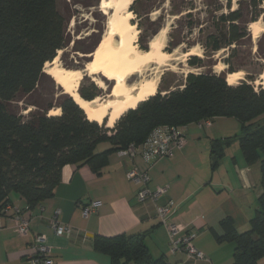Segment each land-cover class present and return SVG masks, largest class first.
Segmentation results:
<instances>
[{
  "label": "trees",
  "instance_id": "16d2710c",
  "mask_svg": "<svg viewBox=\"0 0 264 264\" xmlns=\"http://www.w3.org/2000/svg\"><path fill=\"white\" fill-rule=\"evenodd\" d=\"M58 1L0 0V212L7 204L20 206L11 200L12 194L29 208L51 197L65 165H87L99 174L110 153L141 144L157 126L233 117L240 123V131L233 137L212 141V166L222 159L225 148L237 141L247 165H257L261 193L249 229L238 232L226 218L222 222L224 233L216 239L233 243L232 264L264 262V87L253 84L260 71L246 70L245 77L234 84L226 78L243 68L244 61L253 54L264 60V32L257 37L252 53L249 29L251 23L264 17V0H238L235 8L231 0L225 4L221 0H202L204 16L194 0H132L129 11L139 29V49L147 51L149 42L161 30L168 1L174 18L166 51L182 44L190 48L193 44L189 41L197 31L200 40L204 39L203 57L191 55L187 62L206 70L187 73L181 87L164 92L157 89L124 112L111 128L105 126V119L104 124L88 119L74 99L44 72L45 64L71 41L82 45L74 51L93 54L105 30L106 16L102 14L96 30L73 39L67 27L74 8L90 10L97 18L101 14L100 0H63V10ZM156 11L160 13L152 18ZM221 49L228 50L222 59L226 68L215 72L213 57ZM60 58L67 69H84L90 61L83 57L81 65H70L65 51ZM94 88L79 87L78 93L91 101L96 98ZM101 142H108L110 147L96 152ZM93 244L110 257L112 264H169L164 257L150 254L141 233L96 235Z\"/></svg>",
  "mask_w": 264,
  "mask_h": 264
},
{
  "label": "crops",
  "instance_id": "0c3cea01",
  "mask_svg": "<svg viewBox=\"0 0 264 264\" xmlns=\"http://www.w3.org/2000/svg\"><path fill=\"white\" fill-rule=\"evenodd\" d=\"M180 129L186 137L185 145L150 165L139 156L131 159L118 151L108 155L99 174L87 165H65L54 194L29 208L26 235L13 230L11 211L0 214V264H30L28 257L36 234L47 237L53 264H112L106 253L95 249L94 237L138 233L144 235L150 254L164 257L169 264H232L233 243L218 242L216 236L224 233L222 222L226 218L238 232L247 226L251 217L247 218L249 214L243 207L249 193L255 194L257 204L258 173L254 174L255 167L247 165L237 141L225 148L214 168L210 148L214 139L236 133L239 123L233 117H215L209 125L192 122ZM109 147L108 142H101L95 151ZM228 159L237 168L236 183L232 181ZM133 166L148 173L150 191L164 188L156 204L169 202V221L197 232L192 243L209 262H194L181 251H170L168 233L156 215V204L148 198L138 201L137 187L126 176ZM11 200L25 207L18 195L12 194ZM92 201L99 205L83 216V208ZM53 219L68 224L73 232L56 235Z\"/></svg>",
  "mask_w": 264,
  "mask_h": 264
},
{
  "label": "rangeland",
  "instance_id": "374dc122",
  "mask_svg": "<svg viewBox=\"0 0 264 264\" xmlns=\"http://www.w3.org/2000/svg\"><path fill=\"white\" fill-rule=\"evenodd\" d=\"M101 1L102 0H100V2H99V10H100L99 13H101V14H99V16L97 18L93 14H91L90 10H86L85 8H82L80 6H77L74 8L73 15L69 19V23H68V27H67V31H69V33L72 35L73 39L74 38L75 39L82 38L83 36L88 35L91 31L96 30L98 25H100V23L102 22V16H101L102 14H105V16H106L105 30H104L102 37H104L106 35V23H107V19H108L109 15L112 13V10L106 9V11H103L101 9ZM194 1H195V5L199 9V11H198L199 14L201 16H204L206 9L202 5V0H194ZM209 1H214V0H209ZM221 1L224 4L226 3V0H221ZM237 1L238 0H231L233 8H235L237 6ZM58 6L61 10L65 9V2L63 0H59ZM262 7L264 8V4L262 5ZM159 13H160V11L153 12L151 14V17L155 18ZM132 16L133 17L131 18L130 23L135 25V27L139 33V29H138V26L135 22V17H134L133 13H132ZM164 16H165V20H164L163 26H162L161 30L159 31V33L155 36L156 37L155 43H157L156 45L158 47H160L161 49H163L164 52L170 53L171 58L169 60H167L165 62V65H163V66H158L157 64H151V66H148L142 72L141 75L137 74V75L131 76L128 79L127 84L136 85L139 82H141L142 80H149L151 78H156L157 79V89L162 90V92H164V90H168L170 88L175 89V88L181 87L184 84V80H185L187 73L199 72V71H205L206 70V68L204 66L195 67V65L194 66L190 65L187 62L188 57L191 55L203 57V50H202L201 45L203 44L204 39L202 38V40H200L197 31H194L193 36L191 37V39L189 41V43L193 44L190 48L187 49L186 48L187 45L182 44L178 48L172 49L171 52L166 51L168 49V46H167L168 31L170 29V24L174 18L171 15V11L169 8V2L168 1H166L164 4ZM133 22H135V23H133ZM249 29L252 33V41H253L252 53H254L255 49H256L255 46H256L257 37L262 32H264V17L260 16L256 20V22L251 23L249 26ZM112 39H113V41L116 42L118 40V37L115 36ZM135 46L137 48L139 47L138 34H137V38L135 41ZM81 47H82L81 43H78L75 45L71 41V43L69 44V46L67 48H65V49H63L57 53V57L54 59L55 64L59 67H63V62L60 58L63 51L66 52V58H65L66 63H68L70 65H77V66L81 65L83 62L82 59H84V58L90 59L89 62H91L93 60L92 54H82L79 51L73 50V49H81ZM184 49H187L188 51L184 52ZM227 52H228L227 49H221L216 54H214V57H213L214 60L213 61L215 62V64L213 65V70L215 72H220L226 68V65L224 64L222 59L227 56ZM210 61L211 60H209V62ZM52 62H49L44 66V71L46 73H48L47 70H49V68H51L53 66ZM87 64L88 63H86L84 65V69L80 68V67L78 69H76V70H81V71L83 70V73H82L81 78L79 80L78 88L82 87V88L88 90V89H91V86L95 87L94 89H95V93H96V98H95L96 101H95V103L92 104V106H95L96 103H100L101 101L109 98V94H110L111 88L114 84V80L107 79L106 77H104L103 75H101L98 72L88 73V72L84 71L87 67ZM243 65H244L243 68H241L237 71V72H239V74L236 78L233 79V84L236 83L239 79H242L245 77L246 70H249L251 72L260 71V73L256 76V79H255L253 84L255 86L262 85L264 87V60L256 59L254 57V54H253L250 56V58L248 60L244 61ZM155 69H157L158 72L152 73ZM85 75H86V78H84ZM228 75L229 74H227L226 78L228 77ZM54 81L64 89V87L60 83H58L55 79H54ZM95 81H101V86H99ZM52 113L57 114L58 111H52ZM100 124H104L103 121ZM105 126H106V118H105ZM108 128H111V127H108ZM239 131H240V123H239V130L236 133H231L230 135H226V136H223L221 138H225V137H229V136L233 137L236 134H238ZM228 161H230L229 166H230V170H231L232 181L234 183H236L238 181L237 168L230 159H228ZM239 162L241 163L242 159L239 160ZM252 166L255 167L254 168L255 169L254 174H257L258 173V172H256L257 171L256 170L257 165L254 164ZM248 198L249 199L245 201V206L243 207V209L246 210V212H245L246 215L249 214V217H247V218H250V217H253L255 210H256V207H257V204H256V196L254 193H249ZM248 229H249V221H248L247 226L243 229V231L248 230ZM261 264H264V262H262Z\"/></svg>",
  "mask_w": 264,
  "mask_h": 264
},
{
  "label": "bare ground",
  "instance_id": "6f19581e",
  "mask_svg": "<svg viewBox=\"0 0 264 264\" xmlns=\"http://www.w3.org/2000/svg\"><path fill=\"white\" fill-rule=\"evenodd\" d=\"M131 3L132 0L101 1V9L103 11L111 9L112 13L110 12L107 19L106 35L93 52V60L84 70L88 73L98 72L107 79L114 80L108 99L92 106L96 99L87 101L80 97L78 85L83 70L59 67L55 60L52 62L53 66L47 70L84 110L88 119L101 123L106 118L107 127H112L124 112L135 108L139 102L156 93V78L142 80L136 85L127 84L128 79L133 75H141L151 64L163 66L171 58L170 53L164 52L156 45V37L149 42L147 51L135 46L138 31L135 25L130 23L133 16L128 7ZM115 36L118 37L116 42L112 39ZM156 72L157 69L152 73ZM238 74L239 72L229 74L228 83L233 84V79ZM95 82L101 86V81Z\"/></svg>",
  "mask_w": 264,
  "mask_h": 264
},
{
  "label": "built area",
  "instance_id": "2783aa9c",
  "mask_svg": "<svg viewBox=\"0 0 264 264\" xmlns=\"http://www.w3.org/2000/svg\"><path fill=\"white\" fill-rule=\"evenodd\" d=\"M198 124L209 125L210 119L199 121ZM185 143L186 137L180 126L160 125L154 128L141 144H130L127 148L119 150L118 153L122 156H129L131 159L139 156L145 163L150 165L157 159L172 156L174 151L181 149ZM126 176L137 187L136 198L138 201L142 202L148 198L156 204L164 188L157 187L154 191H150L148 188L150 177L146 171H140L136 166H133L126 172ZM98 205V201L90 202L89 205L83 208V216L88 215ZM9 211L12 212L13 230L20 236L26 235L29 232V217L27 216L29 207L21 208L14 203L7 204L2 208L0 214H6ZM171 214L172 209L169 202L163 205L156 204V215L168 233L170 251L172 253L181 251L194 262H209L204 253L199 251L192 243L197 232L189 226L170 222L169 217ZM51 225L56 235L62 233L70 235L73 232L68 224L58 222L56 219L51 221ZM31 250L28 257L30 264H53V260L49 255L50 246L45 235H34Z\"/></svg>",
  "mask_w": 264,
  "mask_h": 264
},
{
  "label": "flooded vegetation",
  "instance_id": "af4514ba",
  "mask_svg": "<svg viewBox=\"0 0 264 264\" xmlns=\"http://www.w3.org/2000/svg\"><path fill=\"white\" fill-rule=\"evenodd\" d=\"M257 191L259 192V193H258V196H259V194L261 193V187H260L259 184H258V187H257Z\"/></svg>",
  "mask_w": 264,
  "mask_h": 264
},
{
  "label": "water",
  "instance_id": "95a60500",
  "mask_svg": "<svg viewBox=\"0 0 264 264\" xmlns=\"http://www.w3.org/2000/svg\"><path fill=\"white\" fill-rule=\"evenodd\" d=\"M45 72V71H44Z\"/></svg>",
  "mask_w": 264,
  "mask_h": 264
}]
</instances>
